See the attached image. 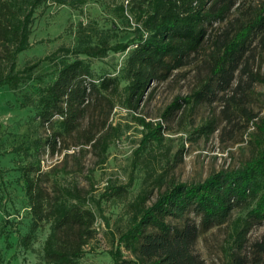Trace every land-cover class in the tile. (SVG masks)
<instances>
[{
  "label": "trees",
  "instance_id": "obj_1",
  "mask_svg": "<svg viewBox=\"0 0 264 264\" xmlns=\"http://www.w3.org/2000/svg\"><path fill=\"white\" fill-rule=\"evenodd\" d=\"M245 1L129 0L128 7L121 3L120 14L131 25L129 12L137 27L135 37L125 43L111 44L108 33L80 25L78 44L61 47L52 55L64 52L55 63L54 81L41 87L35 99L26 97L23 103V107L35 109V118L50 132L37 141V147L49 148L54 154L61 139L83 134L85 144L107 151L108 138L118 131L109 119L120 81L116 76L97 77L90 60L103 59L109 52L132 48L119 71L125 70L124 103L133 111L152 94L153 84L164 83L176 71L191 66L206 42L209 48L204 63L210 79L219 90L230 88L255 40L264 47V0L247 7L246 13L242 10ZM46 3L77 9L86 0H0V87L16 89L39 78L35 70L51 60L46 57L23 67L17 65L18 56L31 48L34 14ZM236 12L238 16L229 20ZM224 22L227 27L217 31L215 25ZM251 81L264 85L263 77L252 76ZM214 96L216 92L208 87L178 96L164 110L162 119L168 121L185 105L213 100ZM245 115L256 128L250 158L242 166L213 173L202 182H171L151 203L150 193L142 189L128 205V228L120 234L116 250L110 251L114 264H207L196 251L201 234L229 223L231 264H264V234L247 247L251 231L264 224V114L245 111ZM138 121L144 130L142 145L164 142L166 127L162 122L143 117ZM214 128L209 122L199 130L209 135ZM48 176L33 163L22 168L32 223L20 236V243L27 247L37 229L48 223L45 264H81L85 247L96 234V215L89 207L88 193L77 186L48 185ZM123 190L111 189L117 195ZM237 209L245 215L232 220ZM122 247L134 259L124 258ZM0 264H5L1 249Z\"/></svg>",
  "mask_w": 264,
  "mask_h": 264
},
{
  "label": "rangeland",
  "instance_id": "obj_2",
  "mask_svg": "<svg viewBox=\"0 0 264 264\" xmlns=\"http://www.w3.org/2000/svg\"><path fill=\"white\" fill-rule=\"evenodd\" d=\"M260 1L247 0L242 10L246 13L247 7L253 8ZM121 3L124 0H86L77 9L42 4L34 14L31 48L18 56L17 65L23 67L46 57L51 60L35 70L39 78L27 80L16 89L0 87V249L5 264H45L48 223L37 229L35 239L27 247L20 243V236L27 233L32 223L21 178L22 168L29 163L49 174L48 185L77 186L88 193L89 207L96 215V234L86 245L80 263L114 264L110 251L116 250L120 234L128 228V205L142 189L150 193L151 203L171 182H202L213 173L242 166L252 154L256 128L248 122L245 111L264 114V85L251 81L252 76L264 78V47L259 40H255L227 90H219L216 81L210 79L204 63L209 48L206 42L191 66L176 71L164 83L153 84L152 94L146 95L134 111L125 106L123 93L128 82L125 70L119 71L131 46L124 52H109L103 59H91L97 77L116 76L120 81L109 119L118 131L108 138L107 151L85 144L83 134L61 139L54 154L49 148L37 147V141L44 140L50 132L35 118L32 106L23 107L26 97L35 99L41 87L54 81L55 63L64 52L52 55L61 47L73 48L78 44L80 25L108 33L111 44L134 38L136 19L131 15L129 25L121 17ZM237 16V12L233 13L229 20ZM215 27L219 31L227 23ZM97 40L94 36L93 41ZM207 87L216 92L213 100L191 102L172 119H162L164 110L176 97L193 95ZM139 117L165 125L162 144L142 145L144 130ZM209 122L214 124L213 132L209 135L200 132ZM108 187L124 190L117 195ZM244 215L245 211L237 209L232 220ZM262 234L264 224L251 231L247 247ZM232 249L231 223L202 233L196 245V251L207 264H231ZM121 250L124 258L134 259L124 247Z\"/></svg>",
  "mask_w": 264,
  "mask_h": 264
},
{
  "label": "built area",
  "instance_id": "obj_3",
  "mask_svg": "<svg viewBox=\"0 0 264 264\" xmlns=\"http://www.w3.org/2000/svg\"><path fill=\"white\" fill-rule=\"evenodd\" d=\"M124 3H125V6H127L128 7V4H129V0H124ZM126 7V8H127ZM126 15L128 16V18L130 19V23H131V21H132V16H131V14L129 13V12H126ZM136 27H137V23H136V25H135Z\"/></svg>",
  "mask_w": 264,
  "mask_h": 264
}]
</instances>
